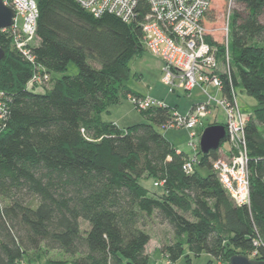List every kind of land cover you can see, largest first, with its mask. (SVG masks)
<instances>
[{"label":"trees","instance_id":"16d2710c","mask_svg":"<svg viewBox=\"0 0 264 264\" xmlns=\"http://www.w3.org/2000/svg\"><path fill=\"white\" fill-rule=\"evenodd\" d=\"M34 1L33 63L15 50L8 31H0V264L31 262L28 256L42 247L71 259L53 264H148L150 235L143 226L154 218L172 229L162 249L169 263L185 255L190 264V255L202 254L210 258L205 264H229L238 255L264 263V0H234L243 12L229 14L228 0H212L203 22L206 28L214 2L224 3L227 40L216 41L206 28L222 96L233 100L238 88L255 102L245 124L244 206L235 205L212 168L227 136L216 151L202 154L197 147L192 162L158 132L176 107L138 110L147 124L126 128L102 119L122 101L143 97L126 84L130 62L147 52L140 28L148 12L144 0L130 23L95 18L74 0ZM70 66L76 74H69ZM37 71L49 80L28 88ZM187 162L190 173L183 170Z\"/></svg>","mask_w":264,"mask_h":264},{"label":"built area","instance_id":"2783aa9c","mask_svg":"<svg viewBox=\"0 0 264 264\" xmlns=\"http://www.w3.org/2000/svg\"><path fill=\"white\" fill-rule=\"evenodd\" d=\"M74 1L95 18L111 15L124 23H130L136 18L135 13L140 0ZM144 1L148 6V12L140 23L142 40L146 50L161 61V83L168 87L170 93L198 88L207 97V102L195 105L186 115L174 112L169 123L162 129L195 130L203 126V120L210 114L213 105L220 108L226 118L225 131L229 154L214 161L212 168L217 173L221 187L229 194L235 205H249L246 117L242 116L235 96L233 100L222 96V84L217 74L216 50L206 42L208 33L203 22L205 14L211 8L212 0ZM1 2L14 13L13 24L1 32L8 31L13 47L33 63L31 49L37 45L38 7L36 2L34 0H1ZM234 5V0H228V14ZM227 27L226 23L225 40H227ZM224 71L227 74L229 72L227 53ZM48 80L49 77L46 74L37 71L27 87L42 86ZM208 88L220 92L221 99L210 96ZM1 97L2 94H0ZM129 99L140 111L151 106L164 107L160 101H152L144 97ZM189 136L190 139L195 137L193 132H190ZM190 146L196 152L193 143H190ZM191 161H195V156L191 157ZM183 170L190 173L192 163L187 162ZM158 184L162 185V183ZM154 185L157 186L156 183Z\"/></svg>","mask_w":264,"mask_h":264},{"label":"rangeland","instance_id":"374dc122","mask_svg":"<svg viewBox=\"0 0 264 264\" xmlns=\"http://www.w3.org/2000/svg\"><path fill=\"white\" fill-rule=\"evenodd\" d=\"M212 8V14H209L210 16L208 15L205 20L209 24L207 25L206 23V28H209L210 32L215 33L214 38L219 42L220 39H222V36L225 37L224 30L226 22L223 14L225 13L226 7H224L223 2L218 1L213 3ZM232 9L238 10L240 13L243 12V9L236 5L232 6L231 10ZM226 13H228V9H226ZM262 23H264V17L262 18ZM129 68L132 78L128 84H126L128 89L137 92L144 98L151 99L152 101H160L165 106L176 107L178 112L182 115H186L195 105L207 102V97L198 88L191 91L170 93L168 87L164 86L160 80L161 61L148 51L141 57L134 58L130 62ZM69 74H76V69L73 66H70ZM50 77H53V75ZM49 86L50 83L42 89L37 88L35 92L42 93L43 89L46 90ZM208 93L216 99H221V93L216 89L208 88ZM235 93L239 110L242 116L246 117L253 111L255 102L238 88L235 90ZM139 111L134 105H132L130 99H127L122 101L118 106L110 108L108 113H102V119L104 121H113L120 128H126L142 123L147 124ZM225 122L226 118L223 111L213 105L210 114L203 120L202 127H198L192 131L184 129H158V132L178 152H183L189 157H194L195 152L193 151V147L190 146V143H193L196 149L197 147L199 148V140L203 130L211 124H225ZM190 132H193L195 135L193 139H190ZM227 149L228 144L224 143L220 148L221 151H219L220 158L225 156V150ZM197 171L201 176L207 175L205 169L198 168ZM142 185L151 190L159 191L155 188L152 181H142ZM82 225L83 227H86L84 223ZM143 228L150 235V241L145 250L149 257L148 264H188L185 255L177 262L169 263L165 255L162 253L163 247L171 243L173 237L172 229L168 223L160 222L154 218L152 220H147ZM28 257L31 258V262H29L27 258L24 259L23 264H53V262L71 260L68 256L58 250L45 251L43 247L41 250ZM248 258L252 259L251 256ZM209 259L210 258L206 254H202L200 257L190 255V264H205ZM218 264H222V262Z\"/></svg>","mask_w":264,"mask_h":264},{"label":"water","instance_id":"95a60500","mask_svg":"<svg viewBox=\"0 0 264 264\" xmlns=\"http://www.w3.org/2000/svg\"><path fill=\"white\" fill-rule=\"evenodd\" d=\"M14 13L5 7L0 0V31L9 28L13 24ZM4 52L0 48V60L3 58ZM226 136L225 127L222 125H212L205 128L199 140V149L202 154L210 151H216L224 142ZM229 264H264L259 261L251 260L246 256H234Z\"/></svg>","mask_w":264,"mask_h":264},{"label":"crops","instance_id":"0c3cea01","mask_svg":"<svg viewBox=\"0 0 264 264\" xmlns=\"http://www.w3.org/2000/svg\"><path fill=\"white\" fill-rule=\"evenodd\" d=\"M109 122H112V123H114L115 124V122H113V121H109ZM116 125V124H115ZM119 127V126H118ZM120 128V127H119Z\"/></svg>","mask_w":264,"mask_h":264}]
</instances>
